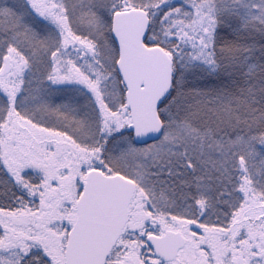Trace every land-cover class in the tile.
I'll list each match as a JSON object with an SVG mask.
<instances>
[{
	"label": "rangeland",
	"instance_id": "rangeland-1",
	"mask_svg": "<svg viewBox=\"0 0 264 264\" xmlns=\"http://www.w3.org/2000/svg\"><path fill=\"white\" fill-rule=\"evenodd\" d=\"M132 8L174 69L146 144L111 34ZM95 169L136 184L105 264H264V0H0V264H67ZM169 233L161 260L147 237Z\"/></svg>",
	"mask_w": 264,
	"mask_h": 264
},
{
	"label": "water",
	"instance_id": "water-1",
	"mask_svg": "<svg viewBox=\"0 0 264 264\" xmlns=\"http://www.w3.org/2000/svg\"><path fill=\"white\" fill-rule=\"evenodd\" d=\"M150 18L146 10L119 11L112 18L118 49L117 68L126 87L134 141L145 144L161 137L159 109L173 85V61L160 45H147ZM134 181L120 174L91 171L77 200V219L68 233L67 264H105L128 222ZM147 243L156 257L172 260L185 238L178 233L151 235Z\"/></svg>",
	"mask_w": 264,
	"mask_h": 264
},
{
	"label": "trees",
	"instance_id": "trees-1",
	"mask_svg": "<svg viewBox=\"0 0 264 264\" xmlns=\"http://www.w3.org/2000/svg\"><path fill=\"white\" fill-rule=\"evenodd\" d=\"M229 100H231V99H229V97L225 93L221 97L217 98L216 105L224 106L228 103ZM228 107H229V104H228Z\"/></svg>",
	"mask_w": 264,
	"mask_h": 264
},
{
	"label": "flooded vegetation",
	"instance_id": "flooded-vegetation-1",
	"mask_svg": "<svg viewBox=\"0 0 264 264\" xmlns=\"http://www.w3.org/2000/svg\"><path fill=\"white\" fill-rule=\"evenodd\" d=\"M185 241H186V239H185Z\"/></svg>",
	"mask_w": 264,
	"mask_h": 264
}]
</instances>
